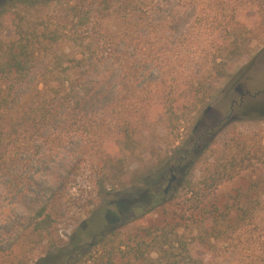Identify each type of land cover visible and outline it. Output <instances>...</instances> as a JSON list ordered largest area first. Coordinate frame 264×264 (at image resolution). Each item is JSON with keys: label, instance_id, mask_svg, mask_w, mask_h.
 I'll use <instances>...</instances> for the list:
<instances>
[{"label": "trees", "instance_id": "trees-1", "mask_svg": "<svg viewBox=\"0 0 264 264\" xmlns=\"http://www.w3.org/2000/svg\"><path fill=\"white\" fill-rule=\"evenodd\" d=\"M44 6L60 8L57 25L27 19ZM210 8L206 0H0V175L6 184L33 193L39 178L50 174L55 156L70 146L72 171L89 159L100 177L97 198L103 200L107 186L125 176L123 160L105 149L114 131L121 151H134L136 129L150 110L160 105L173 123L192 101L187 95L195 96L199 83L189 81L186 68L197 56H207L222 78L242 56V43L229 29L235 15L220 18ZM113 20L119 21L116 28L105 29ZM10 26L15 35L7 42L2 33ZM67 44L72 49L47 57V51ZM225 174L217 170L207 188L218 186ZM157 177L161 182L164 174ZM69 181L70 176L58 182L49 197L35 188L33 195L45 202L25 218L29 222L14 226L10 264H29L38 250L35 264H198L182 237L175 233L173 239L166 227L157 234L147 231L136 243L122 240L118 225L91 244L65 243L53 219L62 214L61 195ZM196 188L188 187L191 193ZM241 197L238 216L244 218L248 211Z\"/></svg>", "mask_w": 264, "mask_h": 264}, {"label": "rangeland", "instance_id": "rangeland-1", "mask_svg": "<svg viewBox=\"0 0 264 264\" xmlns=\"http://www.w3.org/2000/svg\"><path fill=\"white\" fill-rule=\"evenodd\" d=\"M206 1L211 6L209 13L217 11L220 18L235 15L229 29L242 43V56L231 62L225 72L228 78L212 69L207 56H197L186 68L189 81L199 83L195 96L187 95L192 101L185 102L173 123L160 105L150 110L136 129L134 151L122 152L119 132L114 131L105 149L110 157L123 160L125 176L121 183L107 186L103 200L97 198L100 177L89 159L72 171L70 146L55 156L50 174L36 183L49 197L58 182L70 176L61 195L66 197L62 214L53 219L65 243L91 244L114 225L121 227L118 236L122 240L136 243L147 231L157 234L166 227L173 239L175 233L182 237L198 264L201 260L203 264H264V0ZM214 1L219 7L212 6ZM59 9L44 6L31 15L24 11L33 23L43 20L57 25ZM118 24L113 20L104 25L114 29ZM14 29L10 26L2 38L10 41ZM221 35L217 40L223 43ZM65 48L70 49L71 44L57 45L47 51V57L53 58ZM249 63L250 69L242 71ZM217 170H226L223 181L207 188L210 182L206 181ZM161 174L164 178L159 182ZM190 183L197 186L194 193L188 189ZM17 188L0 175V263L5 264L13 260L14 226L29 222L25 218L45 202L33 195L38 189L27 193ZM239 195L248 211L244 218L238 216ZM218 221H223L219 227ZM40 256L38 250L29 264ZM117 264L140 263L123 260Z\"/></svg>", "mask_w": 264, "mask_h": 264}, {"label": "flooded vegetation", "instance_id": "flooded-vegetation-1", "mask_svg": "<svg viewBox=\"0 0 264 264\" xmlns=\"http://www.w3.org/2000/svg\"><path fill=\"white\" fill-rule=\"evenodd\" d=\"M173 172H174V171L171 169V170H170V173H173ZM173 179H174V177H172V178L170 179V180H171L170 182H172Z\"/></svg>", "mask_w": 264, "mask_h": 264}, {"label": "water", "instance_id": "water-1", "mask_svg": "<svg viewBox=\"0 0 264 264\" xmlns=\"http://www.w3.org/2000/svg\"><path fill=\"white\" fill-rule=\"evenodd\" d=\"M174 179H175V178H174ZM174 179H173V180H174Z\"/></svg>", "mask_w": 264, "mask_h": 264}]
</instances>
